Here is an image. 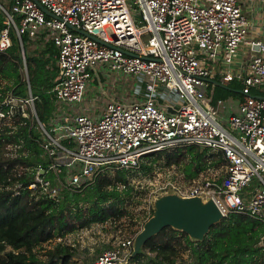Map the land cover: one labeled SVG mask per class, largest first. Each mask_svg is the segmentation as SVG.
Returning a JSON list of instances; mask_svg holds the SVG:
<instances>
[{"label":"built area","instance_id":"built-area-1","mask_svg":"<svg viewBox=\"0 0 264 264\" xmlns=\"http://www.w3.org/2000/svg\"><path fill=\"white\" fill-rule=\"evenodd\" d=\"M127 1L10 0L8 10L0 7V53L11 47L13 29L27 92L25 97L9 92L0 101V123L15 111L38 121L21 37L56 49L52 92L58 111L48 130L40 126L37 142L48 164H36L27 188L56 197L57 189L43 177L51 173L61 187L77 192L105 171L137 169L144 155L194 145L219 154L225 175L184 188L166 182L158 191L211 198L224 216L241 214L264 226V94L253 93L264 89V43L248 37L241 0H132L134 15ZM244 44L257 53L236 69ZM107 71L143 82V98L109 100L97 116L61 113L62 107L83 106L92 76ZM215 75L225 85L241 81L238 110L224 123L218 117L223 102L211 105L202 90ZM161 91L176 96L177 103H158ZM133 237L103 250L91 264H129ZM258 245L264 252V234Z\"/></svg>","mask_w":264,"mask_h":264},{"label":"trees","instance_id":"trees-1","mask_svg":"<svg viewBox=\"0 0 264 264\" xmlns=\"http://www.w3.org/2000/svg\"><path fill=\"white\" fill-rule=\"evenodd\" d=\"M3 19L0 12V29L4 27ZM10 36L11 47L0 53V101L9 92L26 96V83L21 82L19 73L23 66L21 47L13 29ZM21 44L30 91L37 97L34 106L39 120L47 123L53 110L47 91L57 83V67L46 56L56 55V51L51 43L31 41L27 36L21 37ZM229 87L218 89L234 95L237 86L231 82ZM32 128L22 111H15L0 123V264H69L75 252L64 237L91 223L108 222L115 227L127 218L136 234L152 212L150 207H142L148 188L135 190L131 179L152 172L155 164L182 188L216 178L210 171L213 169L207 150L191 145L144 155L137 169L105 171L77 192L54 183L51 173L44 174V179L57 187L58 194L52 198L39 187L27 188L36 164H48L37 144L39 131ZM263 234L264 226L258 220L229 213L210 227L202 241L165 228L147 241L129 263L177 264L183 259L187 264H264V252L258 245Z\"/></svg>","mask_w":264,"mask_h":264},{"label":"rangeland","instance_id":"rangeland-1","mask_svg":"<svg viewBox=\"0 0 264 264\" xmlns=\"http://www.w3.org/2000/svg\"><path fill=\"white\" fill-rule=\"evenodd\" d=\"M126 4L130 13L132 15L136 14L134 11L135 5L132 4V0H128ZM5 7L8 9L7 6ZM107 72V76H103L100 73L97 75L94 74L92 76V80L88 84L87 90L85 92V103L82 106L84 107L85 112L95 109L97 105L100 107L103 106L107 101L111 100V98H118V96H121L120 98L123 99L127 95H130V91H132L137 86V84H140L139 80L137 82V79H133L132 77L122 74H115L110 71ZM202 90L205 96H207V89L203 88ZM32 127L34 132L38 131L36 122L33 123ZM167 174L170 175V172L168 171ZM131 181L134 184L135 190L142 191L144 186L148 188L146 189V193L142 198V207L146 209H149V200L152 196L159 192V187H161L166 182L173 183L169 176H166L165 171L160 169L158 164L154 165L152 172L148 174H141L140 176H133ZM144 198L145 202L143 200ZM130 223L131 222L127 218L121 219L118 223H116L115 227L110 225L108 222L104 223L103 225L91 223L90 225L83 226L82 228H77L74 233L72 232L71 234H67V236L64 238L67 243L73 247L74 252L80 255L76 257L78 261L80 259L86 262V260L89 261L103 250L109 248H118L119 244L123 240L129 239L130 237H133V235L135 236L138 232L134 234L131 231ZM183 257L186 258V255ZM129 264H136V262ZM177 264H187V262L186 260L182 259L178 260Z\"/></svg>","mask_w":264,"mask_h":264},{"label":"crops","instance_id":"crops-1","mask_svg":"<svg viewBox=\"0 0 264 264\" xmlns=\"http://www.w3.org/2000/svg\"><path fill=\"white\" fill-rule=\"evenodd\" d=\"M7 3H8V0H0V7H3L4 9L8 10L5 7V6H7ZM240 3H241L242 10H243V13L245 14L246 18H247V15H248V18H247V21H248V37L264 43V5L260 4V3L249 4V3L245 2V0H241ZM40 46L42 47V45H40ZM40 48L38 46L39 50H40ZM53 49L56 51L55 48H53ZM256 53H257V49L256 48L251 50V49H249L248 45L244 44L239 49L238 55L235 57V64L234 65L236 66V69H237L238 66L243 65L245 63V60L249 59V57L251 55L256 54ZM55 56H56L55 54L52 55V56L47 54L46 57L49 58L50 63H52V64L54 63L55 66L57 67ZM57 78H58V68H57L56 80H57ZM133 79H135V78H133ZM137 82H138V79H137ZM232 82L237 86V90H235L234 95L233 94H231V95H227L226 94L225 95V93L223 94V91L218 89L219 87L220 88L231 89L229 87L230 83L228 85H225V84L222 83L220 75H215L214 76V78L209 82V85H208L207 91H206L207 92V97L210 100V104L211 105H213L214 101H216V100H221L223 102V107L221 108L222 110L218 114V117H220V119L222 120L223 123H224L225 119L230 114L237 112L238 105H239V102L241 100L240 93H239V90L241 88V81H236L235 80V81H232ZM139 83L141 85L137 84V86L132 91H130L131 92L130 95H127L123 99L120 98L121 96H118V98L117 97L111 98V100L112 101H116V102H130V101H133L134 98L142 99L143 98V93H144V84L141 81H139ZM53 87L49 91H47V93H49L51 95V97H52L51 98V103H52V107H53V110L51 111V115L49 116L48 122L47 123L41 122L39 120V118H38V121L37 120H33L32 122L30 121V127L33 126L34 122H36L37 126H38L39 136H38L37 142L43 135L42 129H41L40 126H43V128L45 130H48L49 129V124H50V121H51L52 117L55 116V114L58 111L57 110L58 108H57V105L55 103V99H54V96H53V92H52ZM30 93H31V91H30ZM253 93L256 94V95H260L262 93L264 94V89H254ZM214 96L216 98H214ZM156 98H157L158 103H160L161 105L169 104V102L172 105L177 103V97L176 96L167 95L163 91H161L159 93V96H157ZM84 103H85V100H84ZM101 107L99 105H97L95 107V109L88 110L87 112L84 111V107H82V106L81 107H77V106L74 107L73 106V107H70L68 110H67V108L62 107L63 110L61 111V113H66L67 114V112H68L71 115L81 113V114H88L90 116H97V114L99 113L98 108H101ZM224 125L226 126V124H224ZM40 151H41V156H42L43 160H47L43 156V153H42L41 149H40ZM207 154L211 156L210 165L212 166L211 169H213V170H210V171H213V176L218 178L217 180H220L225 175V163L223 162V160H222V158L220 157L219 154L213 153V152H211L209 150L207 151ZM52 176H53V179H52L53 182L56 183L57 181H56L54 175H52ZM216 178H212V179L216 180ZM205 180H211V179L210 178H205ZM50 184H51V181H50ZM52 187H55L57 189L56 186H52ZM77 256H80V255L74 253V256H73L72 261L70 262V264H74V263L75 264H91L96 259L95 257H97V256H94L89 261L86 260V262H84L83 260H80V259L78 261V259L76 258Z\"/></svg>","mask_w":264,"mask_h":264},{"label":"water","instance_id":"water-1","mask_svg":"<svg viewBox=\"0 0 264 264\" xmlns=\"http://www.w3.org/2000/svg\"><path fill=\"white\" fill-rule=\"evenodd\" d=\"M42 10L52 17L47 10ZM149 206L152 213L134 236L129 259L139 254L146 242L165 228L185 233L191 240L202 241L210 227L224 217L211 198L183 197L175 191L156 193L150 198Z\"/></svg>","mask_w":264,"mask_h":264}]
</instances>
